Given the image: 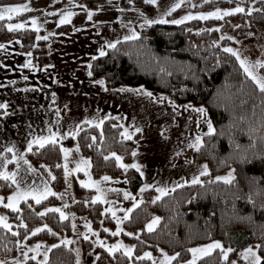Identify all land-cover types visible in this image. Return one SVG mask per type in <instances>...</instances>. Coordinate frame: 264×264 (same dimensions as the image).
<instances>
[{"label":"trees","instance_id":"1","mask_svg":"<svg viewBox=\"0 0 264 264\" xmlns=\"http://www.w3.org/2000/svg\"><path fill=\"white\" fill-rule=\"evenodd\" d=\"M16 1L21 0H0V4ZM100 1L79 0L91 8H97ZM122 5L130 4L128 0H122ZM230 5L244 7L245 12L223 19L189 20L180 25L167 23L149 27L145 24L139 30V39H122L116 49L106 48V56L97 55V59L91 60L93 75L90 78H102L108 87L142 85L167 95L176 103L204 106L215 129L214 134L203 135V146L199 151L192 150L197 161H205L208 165L210 174L200 178L202 184H182L183 187H176L175 191L160 196L158 200L154 189L147 188L142 203L132 211L128 220L123 221V235L133 245L131 259L120 250L111 255L102 250L96 264H153V257L162 248L174 255L180 253L171 264H187L191 256L188 249L213 239L222 240L226 247L235 251L229 253L228 261H224L216 250L211 256L198 260V264H229L241 248L251 244L262 246L258 251L264 258V93L244 73L239 61L223 52L224 47L218 41L221 30L236 22L233 34L244 39H257L264 45V3L258 0H210L194 8ZM144 6L148 10L153 7L149 4ZM182 8L176 9L170 16ZM251 8L261 11L248 15ZM8 22L7 19L0 21V42L20 36L22 49L31 50L38 62L48 63V41L36 39L43 36L44 30L37 32L32 28H22L9 32ZM217 24H222L220 31H215ZM72 29L73 26L67 23L57 26L55 31L61 33ZM227 41L231 40L221 39L222 43ZM96 125L85 124L78 134L57 140L55 145L48 144L43 149L34 146L31 152L26 151L32 164L50 167L52 176L56 177L51 180V186L57 195H51L40 204L32 199H28L27 203L21 201L18 213L5 208L13 229L9 231L0 227V260L15 255L25 236L29 237L27 241L35 238L58 241L74 231L73 221L68 216L67 220H62L58 212H50L44 217L37 215L57 203L59 192L66 186L61 151L64 144L78 142L82 153L90 158L94 175L117 177L124 174L133 193L144 188L143 178L136 169L130 167L125 171L118 167L115 159H104L115 152L123 157L124 164L131 165V153L139 133L131 140L124 139L122 124L113 117L106 118L99 128ZM93 136L96 137L95 143L91 139ZM58 164L61 167H56ZM231 167L234 169L231 184L216 180L219 173ZM12 189L10 181L0 180V192L4 197ZM93 191L77 184L74 214H88L95 228L102 223L113 225L115 221L104 211L102 203H92ZM156 216L161 218L160 223L155 231L149 233L145 226ZM21 223L26 224L27 229L21 228ZM45 224L56 235L47 230L36 236L30 234ZM12 232L19 235L13 236ZM129 232L133 235H126ZM60 242L59 247L49 251L47 264H77L73 243L65 245ZM83 242L84 250L93 247L91 239H83ZM145 252L152 254V260L137 259ZM261 264H264V259Z\"/></svg>","mask_w":264,"mask_h":264},{"label":"crops","instance_id":"2","mask_svg":"<svg viewBox=\"0 0 264 264\" xmlns=\"http://www.w3.org/2000/svg\"><path fill=\"white\" fill-rule=\"evenodd\" d=\"M90 27L92 28V24L87 22L80 31L73 27L71 31L61 33L54 30V35L45 32L43 36H49L47 41L50 57L45 64L38 62L31 50L22 49L20 36L0 42L5 46L0 48V103L8 104L7 109H0V171L5 170V160H14L7 165L6 170L17 173L20 190L33 194H42L46 189L53 192L50 167L46 164L35 166L26 156L29 141L37 136H50L53 132L56 133V141L63 140L76 135L85 124H99L101 120L113 117L122 124L123 132L127 129L129 133H135L136 127L143 129L136 138L133 151L137 155L132 156L131 164L141 166L145 186L153 188L155 193H160L157 192L158 188L167 189L169 193L178 184L191 183L194 176H199L205 163L194 158L190 143L171 149L172 152L168 155L159 153L163 150L158 149L155 144L153 148L148 146L146 153L138 151V144L152 130H156L158 138L163 141L174 112L178 114V110H185L184 106L188 104L193 108L202 106L176 103L167 95L142 85L108 87L104 83L102 87L96 84L95 81L104 79L90 78L88 65L93 56L99 55L101 47L106 51V43L112 42L114 38L102 34L101 28L89 29ZM80 33L82 35L78 36ZM77 39L78 43L75 42ZM29 61L32 66L24 67ZM121 88H142L152 92L153 97L143 93L117 91ZM52 93L56 94L55 102ZM161 97L165 99L161 100ZM173 104L176 105L175 109ZM200 115L211 120L207 111ZM202 131L199 135L201 138L208 132ZM74 143L79 146L77 141ZM8 148H12L13 152H8ZM188 148L189 153L183 155V151ZM80 152L83 154L81 149ZM76 154L81 156L77 151ZM185 156V161H179ZM25 160L28 161L27 164L24 163ZM29 165L35 171H29ZM175 166L178 168L176 171ZM16 191L17 187L13 185L12 191L5 197ZM28 199H32L31 196ZM4 202L7 203V199ZM2 211L6 217V209L0 206V216H3Z\"/></svg>","mask_w":264,"mask_h":264},{"label":"rangeland","instance_id":"3","mask_svg":"<svg viewBox=\"0 0 264 264\" xmlns=\"http://www.w3.org/2000/svg\"><path fill=\"white\" fill-rule=\"evenodd\" d=\"M244 1V0H242ZM180 0H157V4L153 5L151 10L145 8V3L143 0L140 2H134L129 6L122 5V0H101L98 4V7L102 6V10L97 11L96 15L93 17V20H87L86 12L79 7L78 5H85L80 3L79 0H21L16 2H8L4 4H0V8L5 6L18 7L23 5H28L31 8V11H23L19 14H14L15 20H9L8 24H24V28H32L39 27V29H43L44 32L53 33L57 26H59V20L61 16L67 12L71 11L74 15L71 18V24L76 29H84L85 24L90 22L92 24V28H101L102 34H108L110 37L113 36V43L117 40L124 39L125 36H129L132 34L134 30L137 34L139 33L140 28L145 25L144 17H148L150 19H159L164 18L167 20L180 19L186 15H199L201 13L207 14L210 12H215L217 9L220 10H232L239 5H230V6H217L215 8H194L196 6L201 5L205 2V0H184V3L181 4L180 7H183L177 14L173 16L165 15L166 12L170 11L172 6L176 3H179ZM87 6V5H86ZM88 7V6H87ZM97 7V8H98ZM179 7V8H180ZM97 8L88 7L89 10L96 11ZM125 9V11L121 12L119 9ZM143 12L144 16L142 17L139 13ZM48 13H55V15H48ZM35 19L37 21V25L34 26L32 24V20ZM236 22H231L228 25V28L225 30H221L219 36V44L223 47H232L234 50L238 51L241 55V58H247L250 63H254L257 60L264 61V45L259 42L257 39H249V38H240L234 33V26ZM222 24H217L214 27L220 29ZM91 27L89 29H92ZM195 30H200L196 28ZM91 31V30H90ZM82 35V33L78 34V36ZM76 36V37H78ZM232 37L231 41H227L225 43L221 42V37ZM75 42H79V39L75 40ZM256 73L260 76H264L261 68L255 69ZM204 107V106H202ZM205 108V107H204ZM179 113L176 114L174 112V116H171L170 128L167 127V135L161 141L158 138V132L156 130H152L147 132L142 141L138 144V151H142L146 153L148 146L153 148L154 144L158 147V149L163 150L159 151V153H163L164 155H168L172 152L171 149L178 148L183 144L194 143L197 136L200 135L201 131L204 133L208 131L207 124V116H201L199 113L192 110H184L179 109ZM206 114V113H205ZM210 119V118H209ZM211 121V120H210ZM212 123V121H211ZM213 126V124H212ZM79 147V146H78ZM64 149H68L70 154L67 159H65L63 153V162L64 165H67L68 173L65 171V182L66 186L63 188L59 195L61 196V201L57 203H53L51 208H60L66 216L70 217L75 224L74 231L65 236L60 240L48 241L47 239L35 238L32 241H27L23 239L20 241V248L18 252L13 255L4 258L6 264H15L16 261H19V264H38V261L44 260L45 253L49 254V249L52 245L58 244L62 240H71L73 241V246L77 252V261L79 264H96V258L99 253L104 250L105 247H100L98 241H103L106 247H111L115 244H123L124 246L130 247L133 249V245L127 238L124 237L123 232L125 231L123 226V216L125 215V210L132 208L133 203L140 202L144 196V191H139L138 193H133L128 187V181L124 174H121L117 177L111 175H100L96 176L92 172L91 161L87 156H84L79 151L76 154L77 143L72 145L64 144ZM145 150V151H144ZM190 149L183 151V155L189 153ZM181 158V157H180ZM186 156L179 161H185ZM89 161L90 165H85L83 161ZM140 162V161H139ZM205 165L207 163L203 161ZM169 163V162H168ZM167 165L169 166V164ZM79 165L80 171H77V166ZM208 166V165H207ZM170 167V166H169ZM173 168V167H170ZM65 169V168H64ZM175 171L178 169L175 166ZM87 172V174H85ZM232 173L234 177V169L231 167L225 172L219 173L216 177L227 176L229 173ZM108 176L111 179L108 181H104L103 177ZM81 182L87 184L88 188H92L94 191V199L99 197L102 203L103 209L105 212H108L114 219L115 223L113 225L104 224L100 225L99 228H95L92 225V222L88 216V214H82L80 216L74 214L73 204L75 201V188L77 184L81 185ZM97 187L100 191H97ZM145 187V185H144ZM148 188V187H147ZM116 189L118 191H113ZM12 191V190H11ZM128 192L131 196L135 197L136 200L133 201L131 199L125 200L124 193ZM155 192V191H154ZM159 192V191H157ZM10 193V192H9ZM63 194V195H61ZM154 196H159L160 193H154ZM1 196H4L3 193L0 192ZM33 200V199H32ZM67 205V207H64ZM20 206V205H19ZM111 209L115 211V216L112 215V211H107ZM3 214V211H2ZM1 215V214H0ZM6 217L8 218L7 222L10 225H13L10 218L9 213L5 212ZM4 216V214H3ZM159 217V216H158ZM118 220L122 221L118 223ZM151 222V220L149 221ZM148 222V223H149ZM91 229V231L89 230ZM13 229V227H12ZM36 229V228H35ZM34 229V230H35ZM102 229H108V231H102ZM118 229H121L119 235L113 236L112 232H116ZM32 230V231H34ZM96 233L97 235H93ZM31 234V233H30ZM87 235L89 239H91L93 243V247L84 250V236ZM213 241H220L223 246L227 249L230 247H226L222 240L213 239L208 242L200 243L193 245L191 248L202 247L207 244L212 243ZM36 244H41L42 247L39 249L38 253L36 251L29 252V248H34ZM248 247H253L255 249V245L251 244L246 247H243L239 250V253L236 257L232 258L229 264H232V261H236L237 264H250L249 261L244 260L240 253L244 252ZM163 252H166L169 256L174 255L170 253L166 249H161ZM120 251L124 252L122 248ZM28 253V259H25L24 253ZM133 253V252H132ZM257 254L260 255L257 250ZM36 256V260L30 259V257ZM261 256V255H260ZM163 259L162 252L160 251L155 257H153V261L156 264ZM192 259V254L190 258ZM198 264V261H197Z\"/></svg>","mask_w":264,"mask_h":264},{"label":"snow or ice","instance_id":"4","mask_svg":"<svg viewBox=\"0 0 264 264\" xmlns=\"http://www.w3.org/2000/svg\"><path fill=\"white\" fill-rule=\"evenodd\" d=\"M110 2H111V0H109V3ZM128 2H129V4H132L134 2V0H128ZM208 2H210V0H205V3H208ZM229 2H231V0H229ZM258 2L264 3V0H258ZM143 3L149 4V5H156L157 4V0H143ZM182 3H184V0H180L179 3H176L174 6H172L170 11L166 12L165 15L170 16L172 14V12L176 11V9H178L181 6ZM78 6L81 7L86 12L87 20H89V21L93 20V17L96 15L97 11L102 10V6L98 7L96 9V11L89 10L86 5H78ZM31 10L32 9L29 8L28 5H23V6H18V7H12V6L2 7V8H0V21H4L6 19L7 20H11L13 18L14 14H19V13H21L23 11H31ZM119 10L121 12L125 11V9H123V8H121ZM253 11L259 12V11H261V9H259V8H251V9L248 10L247 14L251 15ZM244 12H245V8L244 7L237 6L236 8H234L232 10H223L222 11L220 9H217L215 12H210V13H207V14L201 13V14L195 15V16L189 14V15H186V16L180 18V19H173V20H170V21L167 20V19H164V18L150 19L148 17H144V23L147 26H149V27H151L152 25H155V24H167V23L180 25V24H184L186 21H189V20H196V19L207 20L209 18L223 19L224 17L233 16V15H235L237 13H244ZM139 14L142 17L144 16L143 12H140ZM48 15H55V13H48ZM73 15H74V13H72L71 11L65 12L61 16V19L59 20V25H64V24H67V23H71V18H72ZM32 24L34 26H36L37 25V21L35 19H33L32 20ZM236 27H239V25H236ZM22 28H24V24H22V23L21 24H11L10 23V24L7 25V30L9 32L17 31V30L22 29ZM39 30L40 29H39L38 26L35 27V31L39 32ZM76 30L80 31V29H76ZM215 31H220V29L217 28V29H215ZM49 35H54V33H50ZM139 38H140L139 35L133 30L131 35L124 37V40H136V39H139ZM225 38L232 39V37H221V39H225ZM36 39L37 40H48L49 36H37ZM120 42H121L120 40H117L115 43L107 42L106 43V47L109 48V49H116L117 44H119ZM4 47L5 46L3 44H0V48H4ZM222 50L225 53L231 54L232 56H234L237 59V61H239L240 66L243 69L244 73L256 84V86L258 87L259 91L261 93H264V76L258 75L256 73V71H255V69H257V68L264 69V61L257 60L254 63H250L247 60V58H241L240 53L238 51L234 50L232 47H224ZM29 55H31V53H29ZM106 55H107V52L104 50V47H101L100 50H99V56L100 57H104ZM92 59L95 60V59H97V57L93 56ZM31 66H32L31 65V61H29L27 64L24 65V67H31ZM88 68L91 69L92 65L89 64ZM92 75H93L92 71H89L88 72V76L91 77ZM95 83L99 84V85H101L103 87L105 82L103 80H97V81H95ZM104 90L107 91V88H105ZM117 91H120V92H125V91L135 92L137 94L143 93L144 95H146L148 97H153V93L152 92L144 91L142 88L141 89L121 88V89H118ZM52 96H53V102H55L56 94L52 93ZM160 99L163 100L165 98L161 97ZM65 107L67 108V105H65ZM175 107H176V105L173 104V108L174 109H175ZM7 108H8V104L0 103V109H7ZM184 108H185V110L191 109L192 111H195V112L200 113V114H205L206 113V110L203 107L193 108L191 104L185 105ZM57 111H59V110H57ZM5 115H7V113H5ZM85 122L86 123H91L89 121H85ZM103 123H104V121L101 120L99 122V124L96 125V127L99 128ZM207 124H208V132L206 133V135L214 134L215 129L213 128L211 121L210 120L207 121ZM49 131H51V130H49ZM142 132H143L142 128H139V127L135 128V133H142ZM135 133H129L128 130L125 129L124 132L121 133V135L124 137V139L131 140ZM161 135H163V133H161ZM165 138H167V137H165ZM91 139H92L93 143H95L96 137L93 136V137H91ZM56 142H57L56 141V133H54V132L51 133V135L47 136V137L37 136L33 140L29 141V143H28V151L29 152L32 151L33 145H37L39 148L43 149L48 144L55 145ZM202 146H203L202 145V138L199 137V136L196 137L194 143L189 144V147L195 149L196 151H199ZM89 147H91V145H89ZM7 151L8 152H13V149L12 148H8ZM61 151H63V153L65 155V159H67L68 155L70 154L69 150L62 148ZM76 151H79V147L78 146L76 148ZM131 155L133 157H135L137 155V152L133 151L131 153ZM14 156H15V154H14ZM20 159H23V157H20ZM104 159L105 160L115 159L116 162H117L118 167L124 169L125 171H127L128 168H130V167L134 168V169H136L137 172H140L141 176H143V172L140 171L141 166L139 164L126 165V164H124L122 162L123 161V157L117 155L115 152L111 153L110 156H105ZM13 162H14V160H5V163L3 165L5 170L4 171H0V180H3L5 182L10 181L11 184L16 185L17 191L13 195L8 196V197L0 196V206H2L4 208H7V209H11L13 212L18 213V212L21 211V208L19 207L20 202L23 200L25 203H27V200H28L29 196H31V198L33 200H35L36 204H40L43 199L47 198L48 195H52V196H56L57 195L55 192H52V191L47 190V189L42 194H33L31 192H26V191L20 190V182L17 180V173L16 172H9V171L6 170L7 165L11 164ZM24 163L27 164L28 161L25 160ZM83 163L85 165H90V162L87 161V160L83 161ZM41 167H44V166L42 165ZM56 167H61V165L58 164V165H56ZM64 168H65L66 174H69L66 164L64 165ZM202 169L203 170L200 172L199 176H194L192 178V180H191V184L192 185L202 184L200 176H206V175L210 174L208 172V166L207 165H203ZM76 170L77 171L81 170L79 165L77 166ZM29 171H35V169L31 168V165H29ZM85 174H87V172ZM52 179L55 180L56 177L52 176ZM110 179L111 178L108 177V176H104L103 177L104 181H108ZM233 179H234V177H233L231 172L227 176H223V177H219L218 176V177H216L217 181H223L226 184H231ZM81 186L87 187L88 185L84 184L83 182H81ZM183 186L184 185H182V184H178L176 187H183ZM147 187L148 186L146 185L144 188H141L140 191L141 192L145 191L147 189ZM97 191H100V189L98 187H97ZM113 191H118V190L113 189ZM157 191H159L161 193V196L168 194V190L164 189V188H158ZM172 191H175V189H172ZM61 195H63V194H61ZM123 195H124V199L125 200H129V199H131L133 201L136 200V198L131 196L130 193H128V192H125ZM5 199H7V203L4 202ZM99 199H100L99 197L93 199L92 203H96ZM156 199L157 200L160 199V196H158ZM140 203H142V201L133 203L132 208H129V209L125 210V215L123 216V220H128L130 218V215H131L132 211L135 208L139 207ZM153 203H155V201H153ZM29 207H31V205H29ZM64 207H67V205H65ZM107 211H112V210L108 209ZM50 212H58V213H60V218L62 220H67L68 219V217L65 215V213L60 208H47L45 211L37 213V215L40 216V217H44V216H47L48 213H50ZM112 215L115 216V211H112ZM160 219H161L160 217L156 216V217H154L151 220V222L147 223L146 226H145L147 232L151 233V232L155 231L156 226L159 225V223H160ZM120 222H122V221L118 220V223H120ZM0 227H3L5 229L11 231L12 225H10L7 222V217L0 216ZM20 227L27 229L28 226L26 224H24V223H21ZM72 227L75 228V224H73ZM45 230H47L52 235H56V233L52 232L51 228H49L46 224L42 228H36L34 231L31 232V235L32 236H36L38 233H40L42 231H45ZM89 230L91 231L90 228H89ZM104 231L107 232L108 229H104ZM120 231H122V230L118 229L116 232H112L111 235H113V236L119 235ZM12 235L13 236H18L19 233L18 232H12ZM93 235H97V234L93 233ZM126 235L132 236L133 233L129 232V233H126ZM24 239H29V237L25 236ZM84 239L88 240L89 237L87 235H85ZM60 243L67 245V244L73 243V241H71V240H62ZM98 243H99L100 247H105L106 251H108L110 255L113 254L116 251L121 250L123 248L124 249V255L127 256L129 259H131V257H132L133 249L130 248V247L124 246L123 244L118 243V244L112 245L111 247H106L103 241H98ZM59 246H60L59 244H54V245L51 246V248H57ZM41 247H42L41 244H36L34 248H29L28 251L29 252L36 251L38 253V251H39V249ZM261 247L262 246L260 244L255 245V249L256 250H254L253 247H248L247 249H245L244 252L240 253V255H241V257L244 260L249 261L250 264H261L262 259H264V258H262L260 255L257 254V250H260ZM51 248L49 249V251L51 250ZM216 250H219V253L222 256V259L224 261H228L229 253H232V252L235 251L232 248H227L226 249L220 241H213L212 243L207 244V245L202 246V247L188 249V252H190L192 254V259L187 261V264H197L198 260H200V259H202L204 257L211 256L213 254V252H215ZM161 252H162L163 259L159 262V264H171L172 261L177 260V258L180 256V253H176L175 255L169 256L166 252H163L162 250H161ZM24 257H25V259L29 258L27 252L24 253ZM30 259L36 260V256L30 257ZM47 259H48L47 258V254L45 253L44 260L43 261H38V264H47ZM97 259H99V257H97ZM137 259H140V260H143V259L152 260V254L150 252H145L143 256L137 257ZM0 264H6V261L0 260ZM15 264H19V261H16ZM77 264H79V261H77ZM153 264H156V262L153 261ZM232 264H237V262L236 261H232Z\"/></svg>","mask_w":264,"mask_h":264}]
</instances>
